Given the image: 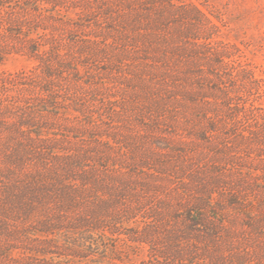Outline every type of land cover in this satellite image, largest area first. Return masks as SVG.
<instances>
[{"label": "trees", "instance_id": "16d2710c", "mask_svg": "<svg viewBox=\"0 0 264 264\" xmlns=\"http://www.w3.org/2000/svg\"><path fill=\"white\" fill-rule=\"evenodd\" d=\"M44 4L52 6L50 11H46L47 18H44ZM184 5L183 0H0V61L7 55L24 53L39 64L42 78H45L39 84H32L38 90L32 101H21V107H14L19 108L17 114L11 112V105L0 107V128L8 130L5 145L0 149V160L5 159L11 165V168L0 172L3 177L0 233L12 237L18 233L28 237L44 236L43 240H49L48 235L65 228L60 225L65 220L56 214L81 209L79 214L66 221L72 239L65 249L67 255L84 260L90 256L104 257L105 252L94 250V239L89 233L96 236L99 229L103 238V241L95 238L99 244L107 240V232L112 235L118 231L116 225L108 226L102 222H108L109 218L117 222V213L109 214L110 209L132 195L129 190H133V183L130 179L120 178L118 186L113 185L117 174L101 175L96 168L85 164L90 151L84 153L83 149L65 146L64 138L43 135V128L50 123L44 114H53L54 110L56 114L59 104L71 108L74 114L84 116L78 125L67 127L66 132L72 129L71 133L75 134L71 135L73 138L80 137L76 133L82 130L89 132V138L98 135L92 130L106 127L104 120L128 124V117L130 122L144 123L148 129H158L159 125L174 129L192 126L211 135L228 129L230 132L231 128L238 126L244 118L242 109L248 107L245 101H236L235 90L222 81V71L218 73V68L201 63L206 54L201 50L206 46V38L200 41V37L193 35L190 29L179 27V17L184 18L179 11ZM60 8L73 10L75 18L62 20ZM196 13L203 16L200 11ZM60 26L70 28L71 34L64 35ZM77 30L80 36L72 34ZM42 31H50L52 37L41 39L38 33ZM65 41L72 44L70 49L64 47ZM106 51L113 57L97 59L102 54L108 55ZM100 61L113 63V68L100 67L101 71H93L100 74L108 72V84H114L117 87L114 90L122 91L108 97L106 109L104 101L97 97L100 95L97 91L104 86L102 82L78 75L81 74L79 67L92 69L91 65L96 67ZM70 72L79 85L94 91L90 94L68 91L67 95L58 96L56 80ZM5 93L0 91V95ZM11 116L14 121L4 120ZM97 116L101 117L95 123L93 118ZM257 122L258 125L241 130V135L236 138H249L251 145H261L263 148L255 154L263 162L264 119ZM109 138L112 140L113 137ZM225 147L229 149L228 157H231L228 161L240 152L231 146V141ZM159 150L146 151L156 160L155 165L147 180L134 181V185L142 189L154 187L155 194L163 186L152 182L161 181L159 178L163 175H170L175 166L174 158L166 153L169 148L161 147ZM107 160L111 161L108 157ZM119 162L113 161L112 165L123 167ZM258 168L261 171L255 172L257 177L264 173L261 167H253V170ZM189 180L183 177L180 181L178 202L169 220L172 223L167 225L164 233V239L174 245V253L183 252L184 249L176 246L181 241L203 243L205 251L221 249L223 235L232 237L231 231L222 230L223 227L235 224L238 220L236 214L243 209L242 224L256 233L262 232L264 204L254 203L257 208L252 209L253 205L247 206V201L239 196V200L236 199L233 192L226 199L221 192L215 191L226 186L220 171H214L209 177H197L195 185ZM189 184L192 188L188 187ZM102 190L107 193L101 194ZM214 193L218 197L215 198ZM87 202L88 205H84ZM37 213H42V216H38L33 225L9 226L11 221L27 219ZM156 216L163 224L161 213L157 212ZM154 233L155 229L150 228L138 240L150 242ZM40 241L46 243L38 240L39 244ZM7 246L6 250L0 247L5 250L3 256H7L6 251L13 247ZM189 249L192 252L193 247Z\"/></svg>", "mask_w": 264, "mask_h": 264}, {"label": "rangeland", "instance_id": "374dc122", "mask_svg": "<svg viewBox=\"0 0 264 264\" xmlns=\"http://www.w3.org/2000/svg\"><path fill=\"white\" fill-rule=\"evenodd\" d=\"M183 3L184 8L179 11V14H182L184 18L179 17V27L190 29L193 35L200 37V41L206 38L204 40L207 42L206 46L201 49L206 54L201 63L218 68L220 70L218 73L222 71V81L235 90L236 101H245L248 107L242 109L244 118L240 120L238 126H235V129L231 128L230 132L228 129L211 135L192 126H181L174 129L159 125L158 129H148L143 125L144 123L133 120L130 122L128 117V124L104 120L106 127L92 130L98 135L89 138V132L82 130L75 132L77 135L80 134V137L73 138L71 135L75 134L71 133L72 129L70 132H66V129L71 125H78L84 116L80 115V117L79 114H74L71 108L59 104L60 108L56 110V114H54L55 110L53 114H44L43 117L50 123L43 128V135L46 134L47 138H64L65 146L76 150L83 149L84 153L87 150L90 151L87 153L85 164L96 168L101 175L117 174L113 185L118 186L117 180L120 178L130 179L133 183V190H129L132 195L126 196V199H122L110 209L109 214L117 213V222L115 223L111 218L108 222H102L108 226L116 225L118 233L110 235L107 232V240L99 244L95 241L97 237L98 240L103 241L99 235V229L96 230V236L89 233V236L94 239V250L98 252L105 250L104 257L95 258L89 255L90 257L83 260L67 255L68 251L65 248L67 243L71 244L72 237L67 230L69 223L66 221L75 214H79L81 209L62 214L60 212L56 215L65 220L60 224L65 228L54 235H48L51 238L49 240H43L44 236L28 237L18 233L12 237L1 232L0 247H5V250L7 245L13 247L10 251L8 250L9 252L6 251L7 256H3L5 250L0 249V264H81L83 262H86L85 264H264V229L259 234L242 224L244 209L236 214L238 220L235 224L223 227L222 230L231 231L232 237L223 235L224 245L221 249L216 248L215 252L212 249L203 250V243L181 241V243H176V246L184 250L177 254L173 252L174 245L164 239L165 229L172 223L169 220L172 219V209H175L178 202L177 193L180 192V181L183 177L191 179L189 181L195 185L197 177L203 175L209 177L214 171H220L226 186L215 191L221 192L226 199L233 192L236 194V199L239 200V196L247 201L245 203L247 206L253 205L252 209L257 208L254 203L264 204V173L257 177L255 172L260 173L261 170L259 168L257 171L253 170V167H261L264 170V161H259V157L255 154L263 147L251 145L249 138L246 140L236 138L241 135V130L258 125L257 121L264 119V0H183ZM42 8L45 10L44 18H47L46 11H50L52 6L44 4ZM64 9L60 8V13L63 15L62 20L75 18L73 10ZM196 11H200L203 16H199ZM60 27L63 28L64 35L71 34L67 26ZM48 33L50 31L46 33L42 31L38 33V36L47 40L52 37L51 33ZM56 34L59 35V31ZM72 34L81 35L78 30ZM64 47L70 49L72 44L65 41ZM100 57L109 59L113 56L108 52V55L102 54L97 59ZM91 67L92 69L79 67L81 74L78 75L102 82L103 88L96 91L100 94L97 97L104 101L106 109L108 97L114 94L119 95L122 91L114 90L117 87L115 88L114 84H108L107 78L110 76L108 72L100 74L93 69L101 71L100 67L113 68V63L100 61L96 67L94 65ZM44 79L39 64L26 54L7 55L0 61V91L6 92L0 95V107L11 105L13 108L11 112L17 114L19 108L14 107H21L19 103L21 101H32L38 91L32 84H39ZM119 82L123 83L124 80ZM56 84H58L56 94L60 97L67 95L65 93L68 91L73 94L77 92L90 94V91H94L79 85L74 80L72 72L62 74L56 80ZM241 115L242 113L239 116ZM100 117L93 118L95 123L99 122ZM4 120L14 121L15 119L11 116ZM7 135L8 130L0 128V149L5 145ZM108 136L113 137L112 140L108 139ZM229 141L232 147H236V151H240L230 161L228 159L231 157L227 154L229 149L225 147ZM161 147L169 148L166 153L174 158L175 166L170 175H163L159 178L161 181H151L153 184L158 183L163 186L159 194H155L154 187L142 189L136 187L134 181L137 183L145 181L151 175V169L156 160L146 151L158 152L162 150H159ZM250 151L254 153L250 154ZM107 157L111 161H108ZM113 161H120L123 167L113 166ZM9 168H11L10 163L5 159L0 160V172ZM1 175L0 188L3 179ZM166 176L169 177L163 178ZM188 187L192 188L190 184ZM105 191L102 190L101 194L105 195L107 193ZM213 195L215 198L218 197L216 193ZM86 204L88 205V202L84 205ZM52 208L53 206H51V212L54 214ZM157 212L161 213L163 224L156 216ZM38 216L41 217L42 213H37L27 219L19 218L11 221L9 226L19 228L27 224L33 225ZM150 228L155 229V233L150 238L152 240L146 243L138 240L142 239L141 234ZM37 239L46 243L40 241L39 244ZM191 246L193 247L192 252L189 249Z\"/></svg>", "mask_w": 264, "mask_h": 264}]
</instances>
